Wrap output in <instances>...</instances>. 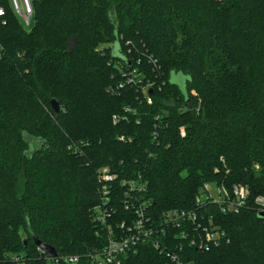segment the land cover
<instances>
[{
    "label": "trees",
    "instance_id": "1",
    "mask_svg": "<svg viewBox=\"0 0 264 264\" xmlns=\"http://www.w3.org/2000/svg\"><path fill=\"white\" fill-rule=\"evenodd\" d=\"M34 17L0 20V264H46L33 237L91 264L101 167L113 221L131 218L123 180L146 181L152 216L195 209L205 182L246 185L239 213L198 209L229 242L187 258L264 264V0H35Z\"/></svg>",
    "mask_w": 264,
    "mask_h": 264
},
{
    "label": "built area",
    "instance_id": "2",
    "mask_svg": "<svg viewBox=\"0 0 264 264\" xmlns=\"http://www.w3.org/2000/svg\"><path fill=\"white\" fill-rule=\"evenodd\" d=\"M34 2L0 0V20L4 19L8 7L23 27L29 29L35 18ZM113 120L117 121V116H113ZM120 139L124 140L123 137ZM97 174L101 185V201L91 208L90 213L98 228L97 234L104 237L105 243L100 249L95 247L86 251L85 257L91 264H129L134 256L140 257L138 264H195L187 258L190 248L205 251L229 242L226 233L216 225L215 212L200 215L198 209L206 208L209 204L217 207L220 213L237 214L247 206L250 197L246 185L235 184L227 188L225 184L206 182L195 197V209H172L159 216H152L149 205L143 198H139L140 195H136L146 190V181L139 176L121 183L128 189L123 206L131 218L113 221L118 209L110 196L108 183L116 180L117 176L100 169ZM211 184L215 186L213 193L210 192ZM254 204L258 213L264 212V194L255 197ZM40 252L46 255L42 250ZM152 252H157V255ZM46 261V264H79L81 257L46 255Z\"/></svg>",
    "mask_w": 264,
    "mask_h": 264
},
{
    "label": "water",
    "instance_id": "3",
    "mask_svg": "<svg viewBox=\"0 0 264 264\" xmlns=\"http://www.w3.org/2000/svg\"><path fill=\"white\" fill-rule=\"evenodd\" d=\"M182 76L181 75H173L172 76V82L174 83H181V80L185 79V78H181ZM51 108L52 110L57 114L59 115L61 112H66V108L64 106H62L60 104V102H58L57 100H52L51 101ZM37 143H34V145L36 147H38V145H36ZM33 145V146H34ZM34 150V149H33ZM258 217L260 218H264V212H261L259 213ZM33 240H34V243L35 245L37 246V248H39V250H42V252L48 256H51V257H57L59 256L58 255V252L56 251L55 248H53L52 246H49L47 244H44L42 241H40L37 237H33Z\"/></svg>",
    "mask_w": 264,
    "mask_h": 264
},
{
    "label": "rangeland",
    "instance_id": "4",
    "mask_svg": "<svg viewBox=\"0 0 264 264\" xmlns=\"http://www.w3.org/2000/svg\"><path fill=\"white\" fill-rule=\"evenodd\" d=\"M128 44V43H127ZM105 47H104V49H106L105 50V52L104 53H106V51H109V50H111V49H109L111 46H112V43H110V42H106L105 43V45H104ZM148 87H150V85L149 84H147V86H146V88H148ZM192 94L194 95V96H196V92H192ZM182 129L183 128H181V131H182ZM181 135L182 136H184V134H183V132H181ZM100 170H103V172H108L109 170H110V168H108V167H101L100 168ZM116 176H117V174H115ZM116 180H117V177H116ZM115 179L114 180H111V183H113L114 181H116ZM206 183V182H205ZM209 183H216V182H209ZM101 190V185L98 183V191H100ZM215 191V186L214 185H210V192L211 193H213ZM22 239H23V241H25L26 240V237H25V234H22ZM27 241V240H26ZM29 242V241H28ZM8 256H10L9 258H10V261H12V263L13 264H26L27 262L25 261L26 259L24 258V256H28V253H26V251H24V250H20L19 252H15V253H10ZM63 256H65V255H63ZM77 256H80V255H77ZM81 257V256H80ZM18 258V259H17ZM28 258H29V256H28ZM82 258V257H81ZM19 260V261H18Z\"/></svg>",
    "mask_w": 264,
    "mask_h": 264
}]
</instances>
